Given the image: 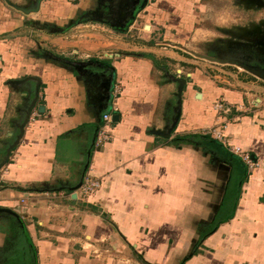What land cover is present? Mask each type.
<instances>
[{
  "label": "crops",
  "instance_id": "crops-1",
  "mask_svg": "<svg viewBox=\"0 0 264 264\" xmlns=\"http://www.w3.org/2000/svg\"><path fill=\"white\" fill-rule=\"evenodd\" d=\"M213 1L147 0L119 31L72 22L125 18L130 0H42L29 14L0 0V162L39 80L0 169V207L15 213H0V264H264V80L183 45L193 29L211 41L196 26ZM113 84L118 120L96 145ZM211 128L256 165L187 141ZM82 177L98 181L87 196Z\"/></svg>",
  "mask_w": 264,
  "mask_h": 264
},
{
  "label": "rangeland",
  "instance_id": "rangeland-1",
  "mask_svg": "<svg viewBox=\"0 0 264 264\" xmlns=\"http://www.w3.org/2000/svg\"><path fill=\"white\" fill-rule=\"evenodd\" d=\"M217 8L207 12V18L198 24L208 33L209 43L196 42L204 35L195 34L193 29L183 45L188 50L213 57L226 71L239 69L234 64L227 63L229 58H244L253 53L260 44L257 40L264 38V4L261 0H216ZM215 4V0L213 1ZM212 5V4H211ZM206 25V26H205ZM203 29V28H202Z\"/></svg>",
  "mask_w": 264,
  "mask_h": 264
},
{
  "label": "water",
  "instance_id": "water-1",
  "mask_svg": "<svg viewBox=\"0 0 264 264\" xmlns=\"http://www.w3.org/2000/svg\"><path fill=\"white\" fill-rule=\"evenodd\" d=\"M6 3L10 6H12L13 8L21 11L22 13L24 14H29V13H32V12H36L38 9H39V5H40V2L42 0H32L31 2H29L30 4L28 5H22V4H17V3H14V2H11L10 0H5ZM147 0H130V3L128 4V9H127V15L125 18H116V17H113V16H108V17H102V16H90V17H87V18H83V19H76L72 22V24H75V23H79L81 22L82 20H87V19H90V20H95V21H99V22H102L108 26H110L111 28L115 29V30H119V31H126L128 29V27L131 25V23L134 21L135 17H136V14L145 6ZM60 29V30H59ZM65 29V27L63 28H55L54 31H61ZM257 42L260 44V46H257L255 51L256 53L258 54H263L264 55V38L263 39H260V40H257ZM245 59H250V56H247L245 57ZM264 61V60H263ZM73 63L74 67H80L81 65H86L88 64V62H82V61H71V60H67V63ZM226 62L227 63H231V64H234L238 67H241L243 68L246 72L250 73L251 75H253L254 77H257L261 80H264V66H262L260 63L258 62H248V61H244V60H241L239 58H229V59H226ZM37 81V85L35 87V92H34V96L32 98V100L29 102V104L27 105L26 109H25V114H24V118L22 120V122L19 124V133L18 135L16 136V140L13 144L9 145L8 148L6 149V153L3 157V160L0 162V169L4 166V164L6 163L9 155H10V152H11V149L13 147H15V145L17 144L18 140L20 139L22 133H23V127L24 125L26 124V122L28 121L29 119V116L31 114V111H32V108L34 107L35 105V102L37 100V96H38V88H39V80L35 79ZM177 83H178V97L180 96V93H181V90L183 89L184 85H185V79L183 78H179L177 79ZM106 91H107V88H106ZM105 91V92H106ZM108 96V95H107ZM179 113H180V106H179V100H178V105L176 107V110H175V115L174 117H172L171 119V124L169 126V128L167 129V131L165 133H160V135L168 138L171 134V132L173 131V129L175 128L176 126V122L179 118ZM113 121L115 120H118V115L117 114H114L113 115ZM95 136H96V132H95ZM95 139V137H94ZM94 139H93V142H94ZM83 176V175H82ZM82 179L83 177L80 179V181L73 187V190L79 188L81 186V183H82ZM11 213V214H14V212H12L10 209L8 208H3V207H0V213Z\"/></svg>",
  "mask_w": 264,
  "mask_h": 264
},
{
  "label": "built area",
  "instance_id": "built-area-1",
  "mask_svg": "<svg viewBox=\"0 0 264 264\" xmlns=\"http://www.w3.org/2000/svg\"><path fill=\"white\" fill-rule=\"evenodd\" d=\"M107 57L108 55H112V53H105ZM100 57L101 56L100 54ZM111 94H110V109L105 111L104 113H102L101 115V119H102V124L99 126V128L96 131V136H95V144L96 145H102L103 143L107 142L108 140L111 139V134L109 133L108 129H110L111 127L114 126V121H113V115L115 114L116 111V99L118 97V95L120 94V88L118 84H113L112 88H111ZM254 107L257 106V103L252 102L251 103ZM214 108L218 111V112H223V113H227L230 112L231 108L228 104H226L223 100H217L214 102ZM205 134H208L209 136H211L212 138H215L218 142H220L221 144L225 145V140L223 138V136L220 134L219 131L216 130V128H211L208 129ZM233 154L237 155L240 160L246 165L247 168H252L253 166L256 165V162L253 161V158L251 157V155L246 152V151H241L239 148L237 147H232V149L230 150ZM3 183L1 181L0 178V188L2 187ZM98 186V181L97 179H87L84 178L82 179V183L81 186L79 187L81 190V194L83 196H87L89 195L92 190ZM23 201V198L22 200Z\"/></svg>",
  "mask_w": 264,
  "mask_h": 264
},
{
  "label": "trees",
  "instance_id": "trees-1",
  "mask_svg": "<svg viewBox=\"0 0 264 264\" xmlns=\"http://www.w3.org/2000/svg\"><path fill=\"white\" fill-rule=\"evenodd\" d=\"M54 57H57V58H60L59 56H54ZM68 60V59H67ZM66 60V61H67ZM189 140L187 141H190V140H197L199 139V141L202 143V144H206V145H210L211 148H214L217 152V154L220 156V157H223V158H226V159H234V160H237V158L235 157L234 154H231L230 152H228L226 149L223 148V146L221 145V143L213 140L210 138V136L208 134H193L189 137H187ZM201 138V139H200ZM183 139V138H181ZM230 159V160H231ZM238 160H240L238 158ZM241 161V160H240ZM239 161V162H240ZM242 162V161H241Z\"/></svg>",
  "mask_w": 264,
  "mask_h": 264
},
{
  "label": "flooded vegetation",
  "instance_id": "flooded-vegetation-1",
  "mask_svg": "<svg viewBox=\"0 0 264 264\" xmlns=\"http://www.w3.org/2000/svg\"><path fill=\"white\" fill-rule=\"evenodd\" d=\"M261 2L264 4V0H261ZM250 59H245V57L244 58H240L241 60H244V61H250V62H258V63H260L262 66H264V55L263 54H257L256 53V51H254L253 53H251L250 55Z\"/></svg>",
  "mask_w": 264,
  "mask_h": 264
}]
</instances>
